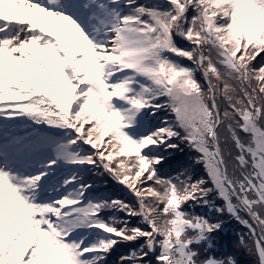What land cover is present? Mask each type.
<instances>
[{"label":"snow or ice","instance_id":"snow-or-ice-1","mask_svg":"<svg viewBox=\"0 0 264 264\" xmlns=\"http://www.w3.org/2000/svg\"><path fill=\"white\" fill-rule=\"evenodd\" d=\"M262 54L264 0H0V264H264Z\"/></svg>","mask_w":264,"mask_h":264},{"label":"rangeland","instance_id":"rangeland-1","mask_svg":"<svg viewBox=\"0 0 264 264\" xmlns=\"http://www.w3.org/2000/svg\"><path fill=\"white\" fill-rule=\"evenodd\" d=\"M257 59H259V57L257 58ZM139 186V185H138ZM233 228H235V232H233V231H229V233H228V235L231 237V238H235V237H239V233L242 231V232H244V233H247V229H246V231L245 230H240V229H242L243 228V226H238V225H234V226H232Z\"/></svg>","mask_w":264,"mask_h":264},{"label":"trees","instance_id":"trees-1","mask_svg":"<svg viewBox=\"0 0 264 264\" xmlns=\"http://www.w3.org/2000/svg\"><path fill=\"white\" fill-rule=\"evenodd\" d=\"M234 225H237V224H236L235 221H232V226H234ZM240 230H245V231H246V229H244V228H242V229H240ZM238 239H239V237L232 238V240H233L234 242H238Z\"/></svg>","mask_w":264,"mask_h":264}]
</instances>
